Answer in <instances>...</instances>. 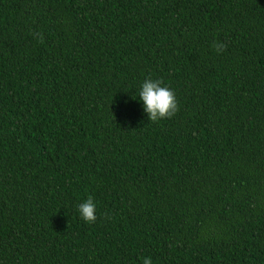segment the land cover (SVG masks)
I'll return each instance as SVG.
<instances>
[{
    "label": "trees",
    "instance_id": "1",
    "mask_svg": "<svg viewBox=\"0 0 264 264\" xmlns=\"http://www.w3.org/2000/svg\"><path fill=\"white\" fill-rule=\"evenodd\" d=\"M145 257L264 264V0H0V264Z\"/></svg>",
    "mask_w": 264,
    "mask_h": 264
},
{
    "label": "clouds",
    "instance_id": "2",
    "mask_svg": "<svg viewBox=\"0 0 264 264\" xmlns=\"http://www.w3.org/2000/svg\"><path fill=\"white\" fill-rule=\"evenodd\" d=\"M42 40V38H41ZM213 48L219 54L225 49L222 43L213 44ZM140 100L143 103L144 111L148 119L152 122H158L163 119L172 118L178 111V104L173 91L168 87L162 86V81L146 79L139 92ZM80 217L86 223H95L96 204L90 196L85 202L78 205ZM143 264H152L150 257L143 258Z\"/></svg>",
    "mask_w": 264,
    "mask_h": 264
}]
</instances>
